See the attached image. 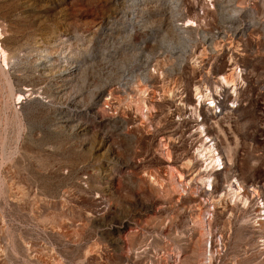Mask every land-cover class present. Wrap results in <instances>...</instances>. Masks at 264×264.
Instances as JSON below:
<instances>
[{
    "label": "rangeland",
    "instance_id": "1",
    "mask_svg": "<svg viewBox=\"0 0 264 264\" xmlns=\"http://www.w3.org/2000/svg\"><path fill=\"white\" fill-rule=\"evenodd\" d=\"M128 1L0 0V264H264L256 194L246 205L229 195L233 176L244 189L264 187V33L245 38L240 107L212 124L230 163L217 184L228 195L215 204L192 127L172 121L166 102L149 101L151 116L126 109L142 111V93L130 89L142 88L145 55L173 39L168 18L201 1L136 0V33L153 30L142 52L130 25L115 23ZM212 11L213 27L238 15L221 0ZM160 70L154 94L177 76ZM181 74L192 102L207 73Z\"/></svg>",
    "mask_w": 264,
    "mask_h": 264
},
{
    "label": "built area",
    "instance_id": "2",
    "mask_svg": "<svg viewBox=\"0 0 264 264\" xmlns=\"http://www.w3.org/2000/svg\"><path fill=\"white\" fill-rule=\"evenodd\" d=\"M200 1V7L198 8L195 6L197 13L201 18V21L198 22L199 26H197L196 22H186V20L180 18L182 13L185 14L188 12L189 8L187 9L186 7H183V10H180V14L178 13L179 15L177 17L168 18V24L173 28V39L168 45L162 46L159 55H145V65L146 69L148 68L147 73L142 80H140L142 82L137 83L138 85L143 84L144 86L141 90H138L137 87L130 89L131 92L138 91L142 93V97L144 98L143 108L141 109L142 113L138 109L139 105L135 102L130 103L126 109L130 115L143 114L145 116H151L156 115L158 109H150L148 105L149 101L157 100L159 103L166 102L169 105L168 113L172 121L179 124L183 122L189 124L193 129L191 136L194 135V137H198L199 141H194V137L192 138L191 147L194 151V155L197 150L201 148V142L203 140V143L206 141L208 145L219 149L221 158L225 162V157L219 147L221 141L216 134L213 135L207 131V126L215 124L216 117L222 118L221 116L226 114V112L232 113L238 109L241 100H234V98L229 99L227 95L228 90L222 84V80L219 79V75L217 74L218 72L216 73L214 69L225 67L226 71H231L230 69L234 70L237 77H245L246 66L245 62L242 61L245 56L243 53V45L245 43V38H249V36L246 35V31H241L243 42L241 43V51L239 52L237 60H232L225 48L221 49V47H218L219 52L216 56H211V51L217 46L216 44L221 39L220 32L232 34L236 27L244 26L246 21L257 17V12L254 8H248L246 11H241L240 9L226 10L227 12L237 11V17H233L234 15H232L228 19L227 25L223 27H213L214 20L212 9L214 8L216 0ZM250 9L252 12H250ZM207 11H209L210 14L207 15ZM127 23L130 25L131 32L136 33V28H134L129 22ZM188 24H191V26ZM109 29L103 31V38H105L107 32L111 31ZM147 31H149L148 35L151 36L153 30H149L145 26L143 28H137L136 35L138 37L140 36V38L135 46L141 52L147 49ZM200 53L203 54L202 56L207 57L206 66L203 65L204 62L201 63V59L198 60V55ZM161 65L165 69L174 68L177 71V76H174L173 79L169 80L173 82L171 87H168L169 90H161L162 93H171L172 95L169 98L159 95L158 91L155 93L156 95L153 93L154 81L157 80L158 74L161 72ZM193 68L204 69L207 73V77L205 79L199 77L197 84L193 87L192 102H188L190 97L184 88V80L181 73L184 69ZM226 71H220V73L223 74ZM159 78H161V76ZM130 97L133 96L131 95ZM116 103L118 106L119 102ZM216 153L218 154V150ZM201 163H203V168L207 166L211 169V172H214L213 177H215L216 181L218 178L216 171H221V169H223V164L221 163L212 167L217 163L214 164V161L209 157L201 158ZM207 188L212 190V181L208 183ZM249 192H251L250 194H256V197L254 198L255 206L251 218H253L257 226H260L264 223V187H250Z\"/></svg>",
    "mask_w": 264,
    "mask_h": 264
},
{
    "label": "bare ground",
    "instance_id": "3",
    "mask_svg": "<svg viewBox=\"0 0 264 264\" xmlns=\"http://www.w3.org/2000/svg\"><path fill=\"white\" fill-rule=\"evenodd\" d=\"M262 1L263 0H222L221 3L223 4V8L227 11H230L233 9H240L241 11H246L248 8H255L256 12H257V17L251 18L248 21H246L244 26L236 27L232 34H229L227 32H220V38L221 39L216 44L217 46L215 48H213V50L211 51V56H216L217 53L219 52L218 47H221V49L225 48L228 51V55L232 60H237L239 52L241 51V46H242L241 43L243 42L241 31H244V32L246 31V35L249 37H253V38H259L262 36V34L264 33V29H263L264 15L261 14L260 10H258ZM131 5L140 7V6H138V1L129 0L128 4H127L128 9H126L124 11H120V12L115 14V16H114L115 23L116 22L117 23L129 22L131 25H136V24H140L143 21V20L141 21V17L143 16V10H140L139 12L132 11ZM193 8H194L193 13H190V9H189L187 13H185V14L182 13L180 15V18L181 19L183 18L184 20H186V22H192V23L196 22L197 26H199L198 22L201 21V18H200V15L197 13L195 6H193ZM168 9L169 10H167L166 12H163V13H170L173 11L176 12V10H177L176 7H173V6H170ZM129 13L132 14L130 17H128ZM206 13H207V15L210 14L209 11H207ZM163 16H165V15H163ZM172 17H174V15L170 16L169 19ZM188 25L191 26V24H188ZM105 36L106 37L112 36V31L107 32L105 34ZM202 55H203L202 53H200L198 55V60L201 59V63L204 62L203 65L206 66L207 65V62H206L207 57L202 56ZM2 57H3V59H2V61L0 60V66L5 67L6 66V60L4 57V53H3ZM242 61L245 62L244 59ZM223 69L224 68L222 67V68L216 69L215 71H216V73L218 72L217 74L219 75V79L222 80V84L227 88V90H228L227 95H228L229 99H231V98H234V100L240 99L241 92L245 87L246 76L245 77L244 76H241V77L238 76L237 77L235 75L234 70L230 69L231 71H229V70L226 71ZM220 71H226V72L222 74V73H220ZM229 73L232 76L231 78H233L234 80H232L228 77ZM67 80H68V78H67ZM139 85H142V88L144 86L143 84H139ZM142 88L139 89V86H138V90H141ZM197 90H198V88H197ZM230 91H231V93H230ZM158 92H159L158 93L159 95L164 96L166 98L167 97L169 98L172 95L169 92L162 93L161 90ZM21 98H22L21 94L15 95L16 101H21ZM216 118L217 119H216L215 123H216V125H218L220 123V121L222 120V118H219V117H216ZM207 131L210 134L215 135V127L208 125ZM191 137H194V135H192ZM194 141H199L198 137H194ZM221 146H222V143L219 144V147L223 153ZM217 150H218V154L216 153ZM223 155L225 156V162L221 158V153H220L219 149L208 145L206 143V141H204V143H203V140H202L201 148H199L195 154V157L197 156L195 160L198 163L199 161H201V158L209 157V158H211L212 161H214V164L217 163V164L213 165L212 167H215V166L222 163L223 169H221V171H216L217 177L222 178L226 175V172H225L226 171V165H227V167L230 166V163L226 162V155L224 153H223ZM190 162L191 161L186 162V164H185L186 167L189 166ZM199 165H200L199 172L203 173V175H202L203 177L201 176V178H202L201 183L202 184L204 183L207 186L208 183L210 181H212V190L206 188L205 193L207 191V193H209L211 196H213L214 194H217L218 196H220L221 197L220 199H215L213 201L215 204H220V202L223 200L222 198H224L226 195H228L227 194L228 186L222 187L221 185H217L219 183V179L217 178L215 181V177H213L214 172L213 171L211 172V169H209V167H207V166L205 168H203V163H201ZM238 179H239L238 177L233 176L232 180H234V181H231V185H230L232 192H230L229 195L231 196L232 199H234V200L239 199V201H241L242 203H244V205H246L248 202L249 194H250V192L248 191L249 187H248V190L244 189V186H242V184L239 181L240 179L239 180ZM235 185H237V186L235 188H232ZM225 204H227V202ZM254 205H255V202H254ZM226 207H228V206L226 205ZM212 210H216V207H214ZM251 216H252V213H251ZM251 222L254 225H256L255 226L256 228L259 227L264 231V223H262L260 226H257V224H255L253 218H251ZM261 241H263V244H264V239ZM263 249H264V247H263Z\"/></svg>",
    "mask_w": 264,
    "mask_h": 264
}]
</instances>
